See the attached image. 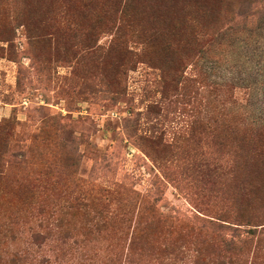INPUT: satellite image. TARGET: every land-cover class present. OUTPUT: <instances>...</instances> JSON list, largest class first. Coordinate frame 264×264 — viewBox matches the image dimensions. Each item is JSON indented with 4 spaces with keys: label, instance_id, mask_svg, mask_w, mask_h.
<instances>
[{
    "label": "rangeland",
    "instance_id": "1",
    "mask_svg": "<svg viewBox=\"0 0 264 264\" xmlns=\"http://www.w3.org/2000/svg\"><path fill=\"white\" fill-rule=\"evenodd\" d=\"M243 1L0 0V264H264V10ZM217 111L246 119L236 141Z\"/></svg>",
    "mask_w": 264,
    "mask_h": 264
},
{
    "label": "trees",
    "instance_id": "2",
    "mask_svg": "<svg viewBox=\"0 0 264 264\" xmlns=\"http://www.w3.org/2000/svg\"><path fill=\"white\" fill-rule=\"evenodd\" d=\"M256 3H260L261 7L257 8V9H254V7H255L254 4H256ZM259 9L264 10V0H244L242 2V4L240 5V11H238V15H243V14H248L249 15L251 13V15L256 16L261 11V10L257 11ZM252 10H256V11H252ZM230 28H231V26L227 27L226 29H224V27H222V26H215L214 28H209V29H207L205 31H202V34H203L202 36L203 37L201 38V43L199 45L200 46L199 50H197L198 53L196 55L193 54L192 59L190 61L191 62L190 65L192 67V74H193V72L198 71L197 69L199 67L198 64H199L200 58H202L204 56H210V55L212 56L213 50L215 49V47H217V45L220 44V41H219V39L221 38L220 34L224 30H228ZM152 35H155V34L152 33ZM152 35L150 34L151 38H152ZM144 44H145V42H144ZM148 44L150 45L151 42H148ZM195 76H197V75H195ZM195 76L189 77L187 79L188 83L195 82V80H196L195 78H197ZM224 101H226V100H222V101L220 100L219 104H222V103L224 104ZM209 104H210V102H208V105ZM225 107L226 106H223L224 110L226 109ZM206 110H207V105H205V113H206L207 118L210 119L211 118V115L209 114L210 111L206 112ZM228 113L230 115H228ZM216 117L218 118V119H216V122H230V123H233L235 125V126H232V128H230L232 124L226 125V127L223 128L222 131L219 134L220 135L223 134V136H227L228 135V138H231V140H235L236 141L238 139V137H240L239 134H242L241 131H240V129L242 128L241 124L245 123L246 119L241 114L237 115L236 112H224V111L222 113L220 111H217V116ZM260 118H262V117H260ZM236 119H240V120H238V124H237V122H235ZM233 120H234V122H233ZM259 120L264 122V120H261V119H259ZM248 123L251 124L250 122H248ZM209 124H210V122H209ZM208 130H209L210 133L213 132V130L211 128V124L208 126ZM219 138H220V136H219ZM225 140L226 139H223L221 142L218 143L221 152L224 151L227 148L226 147L227 144L225 143L226 142ZM239 151H241V146L237 145V149L235 150V153L238 154ZM158 190H159L158 188H155V190H148L149 196L152 197L156 202L158 201L157 200L158 199ZM228 241L229 242H233V239H228Z\"/></svg>",
    "mask_w": 264,
    "mask_h": 264
}]
</instances>
